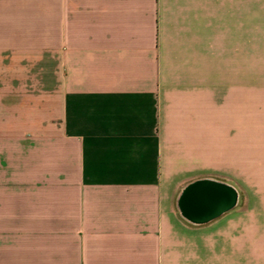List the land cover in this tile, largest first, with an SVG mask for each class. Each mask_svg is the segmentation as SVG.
<instances>
[{"label": "crops", "instance_id": "0c3cea01", "mask_svg": "<svg viewBox=\"0 0 264 264\" xmlns=\"http://www.w3.org/2000/svg\"><path fill=\"white\" fill-rule=\"evenodd\" d=\"M249 1L0 0V264H264Z\"/></svg>", "mask_w": 264, "mask_h": 264}, {"label": "rangeland", "instance_id": "374dc122", "mask_svg": "<svg viewBox=\"0 0 264 264\" xmlns=\"http://www.w3.org/2000/svg\"><path fill=\"white\" fill-rule=\"evenodd\" d=\"M251 1L246 0V18L252 17V11H251V7L248 8V6L250 5Z\"/></svg>", "mask_w": 264, "mask_h": 264}, {"label": "water", "instance_id": "95a60500", "mask_svg": "<svg viewBox=\"0 0 264 264\" xmlns=\"http://www.w3.org/2000/svg\"><path fill=\"white\" fill-rule=\"evenodd\" d=\"M214 197H217L215 194H214ZM204 206H202V208H203ZM189 213V212H188ZM190 213H192V212H190Z\"/></svg>", "mask_w": 264, "mask_h": 264}]
</instances>
